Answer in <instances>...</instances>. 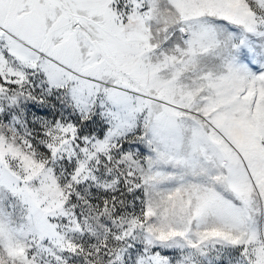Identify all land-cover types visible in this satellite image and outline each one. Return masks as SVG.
I'll list each match as a JSON object with an SVG mask.
<instances>
[{"label": "snow or ice", "instance_id": "snow-or-ice-1", "mask_svg": "<svg viewBox=\"0 0 264 264\" xmlns=\"http://www.w3.org/2000/svg\"><path fill=\"white\" fill-rule=\"evenodd\" d=\"M0 264H264V0H0Z\"/></svg>", "mask_w": 264, "mask_h": 264}]
</instances>
